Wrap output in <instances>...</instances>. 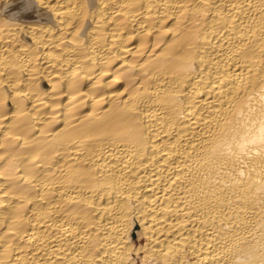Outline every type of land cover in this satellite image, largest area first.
Here are the masks:
<instances>
[{"label": "bare ground", "instance_id": "bare-ground-1", "mask_svg": "<svg viewBox=\"0 0 264 264\" xmlns=\"http://www.w3.org/2000/svg\"><path fill=\"white\" fill-rule=\"evenodd\" d=\"M0 264H264V0H0Z\"/></svg>", "mask_w": 264, "mask_h": 264}]
</instances>
